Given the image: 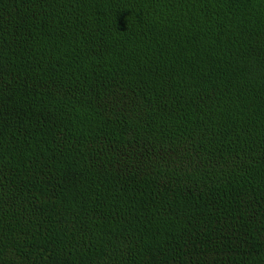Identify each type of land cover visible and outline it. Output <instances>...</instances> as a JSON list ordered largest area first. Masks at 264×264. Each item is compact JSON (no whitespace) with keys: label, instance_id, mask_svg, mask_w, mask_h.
Segmentation results:
<instances>
[{"label":"trees","instance_id":"trees-1","mask_svg":"<svg viewBox=\"0 0 264 264\" xmlns=\"http://www.w3.org/2000/svg\"><path fill=\"white\" fill-rule=\"evenodd\" d=\"M0 264H264V0H0Z\"/></svg>","mask_w":264,"mask_h":264}]
</instances>
